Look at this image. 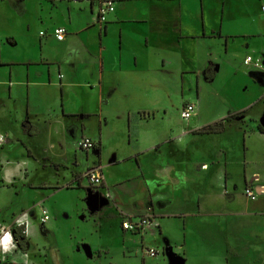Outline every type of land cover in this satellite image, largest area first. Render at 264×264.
<instances>
[{
	"label": "crops",
	"instance_id": "0c3cea01",
	"mask_svg": "<svg viewBox=\"0 0 264 264\" xmlns=\"http://www.w3.org/2000/svg\"><path fill=\"white\" fill-rule=\"evenodd\" d=\"M48 1L55 3L59 0ZM193 1L198 2L200 12L193 8L191 4ZM72 2L79 7L81 5L89 6L93 15L99 8L97 0H72ZM116 5L118 8L115 9L116 15L112 23L110 17L115 12L109 16L108 22L104 25L99 26L95 23V15L92 18L93 23L85 24L78 29V26L73 24L74 27L76 26L75 36H81L84 32L88 34L97 25L101 30L99 51L98 53L94 52L96 57L92 56L98 59V72L92 80L82 82L86 89L99 93L101 106L98 114L82 107L81 97L84 93L76 87H80V82L70 69V66L71 68L77 67L79 60H85L84 53L89 49L88 38L84 36L86 40L84 43L81 40L85 46H82L83 54L81 51L79 53L75 51L72 54L68 53L69 55L64 56L62 60L49 54L45 48L47 45H51L52 40L56 42L57 46L70 47L71 39L68 36L71 32L67 27L65 28H67L68 34L64 41H59L56 37L47 39V32H44V36L41 35L42 32H39L33 50L28 48L24 54L13 52L5 56L4 53L8 50V46L0 47V73L4 72L5 74L4 77H0V135H5L7 138L5 144L0 146V190L6 192L7 188L15 186L16 192L20 187L27 196H33L35 202L27 209H23L21 213L29 210L32 217L39 219L37 205L43 203L49 209L47 202L52 197V194H49L52 188L47 189V187H52V183L36 181L35 177L46 168H53L57 179L63 178L68 182L66 175L62 173L65 171L71 174L72 182L75 181V176H81L86 170L95 167L103 169L102 154L106 147V135H108L104 131V123L108 127L109 118L116 116L114 109L127 106L125 109L128 111L126 139L131 152L116 164L135 161L139 169L131 168L130 172L132 173L128 174L131 178L122 177L120 182L119 180L110 181L109 185L103 171L105 185L102 189L110 200L114 214L126 215L127 218H137L141 215H151L162 218L161 220L179 218L184 221L185 230H187L190 220L197 221V227L198 225L210 228L215 226L221 229L223 223L228 224L235 217H240L239 222L245 228L252 227V249L256 254L254 261L261 264L264 261V160L259 180L253 178L250 185L248 184L249 177L245 173L243 176L247 183L245 189L252 187L257 195L256 200L249 198L248 202H254L252 207L248 206L246 210H233L230 209V206L235 205L236 198L231 184L233 179L229 171L228 153L221 151L219 158L211 162L214 166L216 164L217 167L220 166L216 171V181L221 189V197L214 196L213 199L224 198V202L215 204L216 207H219V211L214 213L206 211L202 203L203 197L197 191L193 197L196 208L192 212L174 209L177 206L184 208L185 191H188L189 187H194L198 183L205 187H211L210 181L202 177V174L208 172L204 170L205 166L209 165L206 160H199L194 165L193 170L198 177L182 173L175 160H170V164L167 162L158 163L154 170L144 166L142 162L154 155L155 158L160 159L168 144L174 143L185 147L194 134H222L230 123L235 121L246 123V120L243 119L244 115L241 116L247 111L246 109L206 125L198 124L196 127L188 126V128L182 126L185 122L188 124L196 113L189 121H185L181 113V118L178 120L169 118L166 129L150 138L146 148L141 149L139 145L143 141L140 133L141 125L145 121L155 119L157 113L147 104L152 102L151 107L157 105L159 101L164 100L166 94L176 90L172 85L174 76H178V87L181 81L180 92L185 97V84L195 83L196 73H205V79L212 82L217 78L223 65H228L236 69L235 71L238 70L236 61L238 57L244 55L242 49H245L246 53L251 49L253 54L257 55L259 48L256 42L264 40V0H119ZM214 12L222 13L219 21L212 20ZM69 17L73 23L72 15ZM116 33H119L120 37L118 46L113 44L115 41L113 37ZM213 41L220 43V48L223 49V53L229 57V60L227 59L225 62L217 60ZM11 44L17 46L16 42ZM63 53L61 51V55ZM248 57L251 55L248 54L244 61ZM260 59L263 62L262 66L253 68L263 69L264 55ZM75 63H77L76 66ZM211 68L215 69V77L213 80H208L207 75ZM236 73L234 75H237ZM254 73L259 79L264 75H261L262 72ZM196 81L199 86V78ZM125 89L128 94H126V102H122L118 99L117 94ZM262 99L264 97L260 100ZM188 100L184 98L180 100V105L187 101L184 103L183 109L189 103ZM139 103L142 106H139ZM141 112H152L153 115L142 117ZM234 114L240 115L232 121H225L223 132L213 134L200 132L204 127L221 122ZM81 119L82 124L76 131L77 136L81 137L77 139L80 141L84 137H88L96 141L97 149L93 152L101 159L98 165L88 166L90 152L85 153L86 155L80 154L77 148L78 144L73 146V151L68 146L71 121ZM87 121H97L100 125L99 129L87 134L85 127ZM182 122L184 123L182 124ZM258 129L264 135V128H262L263 130ZM116 150H120V146ZM15 151H20L22 157H13L16 155H13ZM63 155L67 157L66 163L60 160ZM84 160L87 163L83 170L80 168H82L81 163ZM174 172L176 180L165 183L167 180L163 179V176L167 177L166 173H169V177H171V173ZM154 175L164 182H160L162 186L158 183V192L153 194L146 186L147 189L144 191L147 193L143 203L140 202L141 205L137 201L136 203L133 201L125 203L119 197L118 185L138 178H143V182L146 184L147 180L149 181ZM57 183L59 184L60 181ZM171 201L173 202L171 203ZM160 202L163 204L159 205ZM145 203L149 207L148 210L143 209L145 205L142 204ZM10 211L14 210L12 208L0 209V217H4L0 221V226L12 225L15 218L11 223L7 222L9 219L7 214ZM16 216L17 214H14V217ZM157 222L165 225L164 222ZM249 222L251 226H247L246 223ZM34 229L33 225L32 230L34 231ZM242 234L244 241L247 236L244 239L245 232ZM29 245L30 243H28ZM185 245L187 246V242Z\"/></svg>",
	"mask_w": 264,
	"mask_h": 264
},
{
	"label": "rangeland",
	"instance_id": "374dc122",
	"mask_svg": "<svg viewBox=\"0 0 264 264\" xmlns=\"http://www.w3.org/2000/svg\"><path fill=\"white\" fill-rule=\"evenodd\" d=\"M191 4L197 12H200L198 2L193 1ZM96 5H98L97 2ZM117 8L116 5V10ZM96 14L94 13L95 16ZM212 14V20L219 21L221 19V12ZM70 15H72L73 23L69 20ZM94 15L89 6L81 5L79 7L73 4L72 0H59L55 3L48 0H1L0 47L8 46V50L4 53L5 56L13 52L24 54L28 48L33 50L39 32H47V39H51L55 37L56 30L62 25L71 32L68 36L71 39L70 47L57 46L56 42L52 40L51 45L49 44L45 48V51L49 54L62 60L64 56L69 55L68 53L72 54L75 51L79 53L85 47L82 44L86 41L84 38H88L89 49L86 48L88 52L86 50L84 53L85 60H79L77 67L71 68L70 66V69H72V74L79 79L80 87H76L84 93L81 97L82 107L98 114L101 106L100 95L98 92H91L86 89L82 82L92 80L98 72V59L93 57L95 56L94 52L98 53L99 51L100 25H97L88 34L87 32H84L81 36H75L74 34L76 26H78V29L85 24L93 23L92 18ZM115 15L116 12L110 17L111 23L114 21ZM73 24L76 26L74 27ZM119 38V33H116L113 37L115 40L114 45L118 46ZM12 42H16L17 46L12 45ZM256 43L259 48L257 55L253 54L251 49L248 53L245 52V49H242L244 55L237 58V71L228 65H223L217 78L212 82L205 79V73H196L195 83L185 84V97L180 92L181 81L178 87V76H174L172 85L173 89L176 90L166 94L164 100L159 101L157 105L151 107L152 102L147 104L150 108H154L157 113L155 119L143 122L140 127L141 137L143 138L141 145H139L141 149L149 145L150 138L166 129L169 118L175 120L181 118L183 105L187 102L185 101L180 105V100H183V98L196 104L194 118L188 124L182 122V124L184 123L183 128L196 127L198 124L206 125L229 114L247 110L241 114L242 117L244 115L243 119L246 120V123L242 121L230 123L222 134H194L185 147L174 143L168 144L164 148L160 159L155 158L154 155L142 161L144 166L154 170L155 165L157 166L158 163L167 162L170 164V160H175L182 173L197 177L198 175L193 170L196 162L206 160L209 163L204 168L208 172L202 174V177L210 181L211 187H205L200 183L194 187H187L184 208L177 206L174 208L176 210L184 209L186 212H192L196 208L193 199L194 193L200 192L206 211L212 213L219 211V207H216L215 204L224 202V198L215 200L213 197H221V189L216 181V171L219 170L220 166L217 167V164L214 166L211 162L219 158L221 151L228 153L229 171L233 179L231 184L236 198L235 205L230 206V209L246 210L248 206L252 207L254 203L253 201L248 202L250 199L246 195L243 196L245 184H247L243 176L245 173L249 177L248 184L250 185L253 178L259 180L261 176L259 174L264 160V135L258 128H264V99L260 100L264 97V67L262 70H258L253 68L255 65L246 66L244 58L250 54L255 62L261 60L260 57L264 55V40H259ZM219 44V42L213 41L214 52L217 54V60L225 62L227 59L229 60V57L223 53V49L220 48ZM61 51L64 52L63 55H61ZM81 53L83 54L82 51ZM254 72H259V74L262 72L261 75L263 76L259 79L254 75L257 73ZM234 73L237 75H234ZM0 74V77L5 76L4 72ZM198 78L200 81L199 86L196 81ZM126 94H128L126 89L121 90L117 94L118 99L126 102ZM139 106L142 105L139 103ZM126 108L127 106L125 108H115L116 116L109 118L108 127L105 123L103 126L104 131L108 133L105 139L106 147L102 154V166L108 185L110 181L119 180L120 182L122 177L125 178L128 174H131V168L139 169L134 160V162L126 161L116 164L131 152L126 139L128 130L126 118L128 111L125 110ZM140 115L149 117L153 113L141 112ZM71 123L68 146L73 151V146L79 142L77 138L81 137L80 135L77 136L76 131L77 128H80L82 119L71 121ZM85 127L88 134V132L91 133V131L99 129L100 125L97 121H87ZM186 131L188 130L186 129ZM119 146L120 150L117 151L116 149ZM79 153L86 155L85 152L80 151ZM14 154L16 155L13 157H22L20 151H15ZM60 160L66 163L67 157L63 155ZM99 160H101L100 157L90 151L88 166L98 165ZM86 163L84 160L80 169L84 170L83 167H86ZM111 164L113 165L111 166ZM88 171L86 170L81 176H75V181L72 182L71 174L65 171L62 173L66 175L68 182L63 178L57 179L53 168H46L35 177L36 181L52 183V187H47V189L52 188L49 191L52 197L47 202L51 220L48 224L42 225L38 219L32 217L35 229L32 230L29 237L23 235L20 229L12 228L14 233H21V237H18L20 241H22V236L27 238L25 253L29 256L30 264H258L254 261L256 254L252 249V227L245 228L239 222L240 217H235L228 224L223 223L221 229L215 226L210 228L198 225L197 227V221L190 220V224L185 230L184 221L179 218L163 220H161L162 218H156L157 221L164 222L165 225L159 223L160 228L153 227L146 234L124 231L122 222L128 220V216L114 214L110 200L102 187L95 189L89 187L88 181L84 179V175ZM166 174L167 177L163 176V179L167 180L165 183L176 180L174 179L175 172L171 173L172 178L169 177V173ZM159 179L154 175L149 181L147 180L146 184L143 182V178L132 179L128 183L117 186L118 195L125 203H131L132 201L140 203L145 200L147 192L144 189H147L146 186L149 187L151 194L158 192V183L164 182V180ZM58 181H60L61 186H58ZM34 202V197L27 196L20 187L18 192H16L15 186L7 188L6 192L0 190V209L12 208L14 210L7 214L9 216L8 223L13 221L14 214L18 215ZM103 202L108 203L102 206ZM162 204L159 203V205ZM142 205H145L143 206L144 210L149 209L146 206L147 203ZM3 218V216L0 217V221ZM246 224L251 226L250 222ZM244 232V239L246 236L247 239L243 241L242 233ZM186 242L187 246L185 245ZM28 243H30L29 246ZM143 247L158 250L159 253L154 257L146 255L142 251ZM15 255L10 254L8 257L14 259ZM2 263L0 262V264ZM5 264L13 263L8 261ZM261 264H264V261Z\"/></svg>",
	"mask_w": 264,
	"mask_h": 264
},
{
	"label": "built area",
	"instance_id": "2783aa9c",
	"mask_svg": "<svg viewBox=\"0 0 264 264\" xmlns=\"http://www.w3.org/2000/svg\"><path fill=\"white\" fill-rule=\"evenodd\" d=\"M78 1V0H75ZM99 3V8L97 11V14L95 16V23L99 25H104L108 22L109 16L115 12L116 9V3L119 0H97ZM68 34V30L65 27H58L55 33V37L59 41H64ZM41 35H45L44 32L41 33ZM246 65H255L256 67H261L262 62L261 60H257L256 62L252 57H248L245 61ZM196 113V104L189 102L185 105L183 111H182V118L185 121H189L193 115ZM7 138L5 135H0V146L4 145ZM77 148L81 152L88 153L90 151H94L97 149V143L91 138L84 137L81 139L77 145ZM84 179L88 181L89 187L95 189V188H101L105 185V176L103 173L102 167H95L91 168L85 175ZM244 194L249 197L251 200H256L257 195L252 187H247L244 190ZM38 207V213H39V222L42 225H46L51 220L50 210L43 204L40 203L37 205ZM128 220H124L122 222V227L124 231L127 232H134V233H149L151 228L156 227L160 228L159 223L157 222L156 218L153 216H140L137 218H127ZM20 221H23L22 223ZM13 227H16L20 229L23 233V235L29 237L32 233V227H33V221H32V215L31 212L23 211L21 214L17 215L10 226H4L2 225L0 227V240H2L3 236L5 234H10L12 238V245L14 247H11L8 251H4L3 245L0 244V259L5 260L9 258L8 256L10 254H16L15 258L13 259L14 264H30V259L28 254H26L24 251L18 252V245L16 243L15 239V233L13 231ZM143 253L145 252L146 255L149 256H157L158 250L155 249H147L142 248Z\"/></svg>",
	"mask_w": 264,
	"mask_h": 264
},
{
	"label": "trees",
	"instance_id": "16d2710c",
	"mask_svg": "<svg viewBox=\"0 0 264 264\" xmlns=\"http://www.w3.org/2000/svg\"><path fill=\"white\" fill-rule=\"evenodd\" d=\"M214 77H215V69L211 68L209 73H208V75H207V79L208 80H213ZM239 115L240 114H234L232 116H229L227 119H225V120H223L221 122H218V123H215V124H210V125L204 127L203 129H201L200 132L208 133V134L221 133L225 129V121H232L233 119L237 118ZM16 235L18 237H21V233H17L16 232ZM20 242H21L22 248L25 249L26 248V244H27V238L25 236H22V241H20Z\"/></svg>",
	"mask_w": 264,
	"mask_h": 264
},
{
	"label": "clouds",
	"instance_id": "9594fccd",
	"mask_svg": "<svg viewBox=\"0 0 264 264\" xmlns=\"http://www.w3.org/2000/svg\"><path fill=\"white\" fill-rule=\"evenodd\" d=\"M20 222L22 223L23 221ZM0 244L3 245L4 251H8L11 247H14V245H12V238L10 234H5L2 240H0Z\"/></svg>",
	"mask_w": 264,
	"mask_h": 264
},
{
	"label": "flooded vegetation",
	"instance_id": "af4514ba",
	"mask_svg": "<svg viewBox=\"0 0 264 264\" xmlns=\"http://www.w3.org/2000/svg\"><path fill=\"white\" fill-rule=\"evenodd\" d=\"M154 217V216H153ZM156 218V217H155ZM15 239H16V243H17V245H18V252L19 251H21V252H26V248H27V244H26V248L25 249H23L22 248V245H21V242H20V240H19V238H18V236L16 235V233H15ZM8 261H10L11 263H13L14 264V261H13V259H9V258H7V259H5V260H2V259H0V262H3L2 264H5L6 262H8Z\"/></svg>",
	"mask_w": 264,
	"mask_h": 264
},
{
	"label": "water",
	"instance_id": "95a60500",
	"mask_svg": "<svg viewBox=\"0 0 264 264\" xmlns=\"http://www.w3.org/2000/svg\"><path fill=\"white\" fill-rule=\"evenodd\" d=\"M108 202H103L102 206H105ZM167 253V251L165 252V254Z\"/></svg>",
	"mask_w": 264,
	"mask_h": 264
}]
</instances>
